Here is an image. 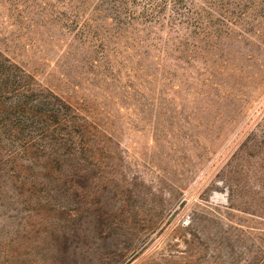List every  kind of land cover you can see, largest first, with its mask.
<instances>
[{
	"label": "rangeland",
	"instance_id": "obj_1",
	"mask_svg": "<svg viewBox=\"0 0 264 264\" xmlns=\"http://www.w3.org/2000/svg\"><path fill=\"white\" fill-rule=\"evenodd\" d=\"M57 1L0 0V54L100 128L85 152L66 155L40 110L18 117L0 100V264H246L250 234L248 250L195 241L187 259V224L214 227L208 219L228 204L227 163L249 139L242 155L264 184V0L228 38L183 49L166 35L156 49L117 40V53L68 31ZM144 59L167 61L175 82L140 70ZM180 59L196 63L176 72ZM199 74L218 86H193Z\"/></svg>",
	"mask_w": 264,
	"mask_h": 264
},
{
	"label": "trees",
	"instance_id": "obj_2",
	"mask_svg": "<svg viewBox=\"0 0 264 264\" xmlns=\"http://www.w3.org/2000/svg\"><path fill=\"white\" fill-rule=\"evenodd\" d=\"M47 1L49 0H45L46 3ZM251 1L253 0H68V2L61 0L57 3L65 6L62 7L64 12L60 19L68 31L76 30V35L80 39L95 40L97 52L103 53L108 50L109 53L110 51L117 53V47L120 48L117 40H126L127 44L129 41L134 44L138 42L139 47L156 49L157 40H164L166 35L165 40H179L177 43L183 49L187 40L228 38L233 31L232 26L237 27L240 22L250 17L247 9ZM260 5L264 9V2ZM228 31L230 32L224 36ZM243 34L247 38L250 37L246 30H243ZM181 40L183 42H180ZM178 61L172 62L174 67L179 68L176 72L182 70L181 66L188 69L190 65L196 63L182 59ZM133 63L130 58L127 63L131 66L129 72L134 71ZM165 63L168 64L167 61ZM167 64L161 60L144 59L140 63V70L143 72L149 70L158 75L161 68L163 82L172 84L177 74L166 73ZM204 75L199 74L193 86H202L203 81L218 86L217 81H213L216 80L215 76H209L208 80L202 81ZM191 79L193 78L187 73L186 82L192 83ZM32 81L21 67L0 54V100L3 98L11 100L19 112H16L18 117L22 108L30 112L40 110V115L45 116L50 123L47 128L49 127L52 133L59 137L60 142L57 145L71 147L66 155L73 149L75 153L77 150L85 152L88 144L84 140L94 136L95 131L100 128L99 125L82 124L78 120V108H74L67 100L52 91H46L45 94L44 90L35 89L37 87ZM189 84L187 91L199 95L200 92L190 89ZM39 91L41 92L38 93ZM20 123L28 122L24 118ZM73 129L78 130L76 136ZM249 144L250 139L241 145L238 153L227 163L226 167L230 169L227 178L228 204L220 206L222 212H215L216 215L212 214L208 219L214 227L197 226L195 218L187 224L189 230L187 259L196 255V252H192L195 241L206 244L212 242L216 246L219 245L216 244L218 239L229 243L234 240L242 244L241 248L247 249L244 240L245 236L250 234L249 256L245 263L264 264V228L238 222L237 218L243 215L260 224L264 222V184L254 182L255 179H261L263 174L250 172V163L242 155L244 148ZM56 157L57 155L51 157L54 162L57 161ZM262 163L263 159L260 165ZM75 177L73 176L74 179ZM253 182L255 184H252Z\"/></svg>",
	"mask_w": 264,
	"mask_h": 264
}]
</instances>
